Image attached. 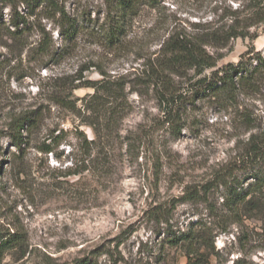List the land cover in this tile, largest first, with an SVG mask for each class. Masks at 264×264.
I'll return each mask as SVG.
<instances>
[{
    "label": "rangeland",
    "instance_id": "obj_1",
    "mask_svg": "<svg viewBox=\"0 0 264 264\" xmlns=\"http://www.w3.org/2000/svg\"><path fill=\"white\" fill-rule=\"evenodd\" d=\"M22 1L0 0V235H18L26 253L23 257L18 248L8 250L1 264H185L180 252L169 247L171 257L161 262L163 226L148 212L167 205L176 233L188 231L199 220L209 221L204 204L182 200L185 188L207 183L219 166L242 152L252 133L264 130V82L259 92L237 101L253 121V130L236 105L223 106L210 94L191 99L176 127L169 128L162 123L153 89L142 81L130 84L141 94L127 90L132 110L121 122L122 138L110 142L100 172L93 166L96 174L81 177L69 176L84 158V139L77 135L79 122L74 124L72 116L61 126L67 134L55 154L38 150L46 134L68 116L46 100L42 89L47 92L54 76L87 67L84 75L93 81L102 78L101 72L139 74L175 28L191 31L193 25L216 22L225 8L236 9L243 0H159L158 8L141 12L119 48L90 36L103 22V1L71 0L65 6L80 21L81 34L61 58L36 53L43 30L52 37L53 49L62 45L47 5ZM16 13L29 28L20 44L7 36ZM259 32L256 41L239 39L226 50H212L219 58L217 68L240 63L253 68L254 56L264 58L263 26ZM134 79L131 75L128 81ZM91 93L81 89L75 97ZM40 105L47 108L44 128L22 153L12 145L8 125L13 116ZM80 130L88 140L93 138L89 128ZM262 225L251 221L242 229L234 225L227 234L219 232L214 241L219 262L264 264Z\"/></svg>",
    "mask_w": 264,
    "mask_h": 264
},
{
    "label": "trees",
    "instance_id": "obj_2",
    "mask_svg": "<svg viewBox=\"0 0 264 264\" xmlns=\"http://www.w3.org/2000/svg\"><path fill=\"white\" fill-rule=\"evenodd\" d=\"M37 1L46 4L52 13L62 45L53 49L52 37L43 30L36 53L43 57L61 58L78 42L80 21L67 11L65 4L71 0H23L22 3L30 6ZM102 1L105 6L103 22L92 30L90 36L111 48H119L144 9H156L160 5L159 0ZM239 4L236 9L231 6L225 8L216 22L193 25L191 31L175 28L165 37L159 54L142 64L139 74L113 76L101 72L102 78L93 81L84 75L89 70L87 67L73 75L50 78L47 92L42 89L46 100L68 116L46 134L45 142L38 147L39 152L55 154L67 134L61 126L72 116L74 124L79 122L75 127L77 135L84 139V158L69 176L94 175L93 166L100 172L105 165L101 157L107 160L110 142L122 138L121 122L132 110L127 90L140 95L141 92L130 85L139 81H142L141 85L153 89L164 126L176 127L183 107L191 99L210 94L223 106L236 105L239 116L253 130V121L245 110L239 109L237 101L241 95L251 96L259 92L264 82V58L254 56L253 68L244 63L217 68L219 58L211 52L226 50L239 39L253 42L260 37L259 28L264 27V0H243ZM10 27L7 36L22 43L29 30L27 20L16 13ZM131 75H135L134 81H128ZM81 89H89L92 93L76 98L75 92ZM46 109L40 105L11 118L7 134L12 145L22 153L24 147L32 142V136L42 132ZM81 127L91 130V140L80 130ZM182 200L204 204L209 221L199 220L188 231L176 233L171 224L172 211L167 205L159 204L151 209L148 216L163 226L162 234L165 235L161 242V262H168L171 257L172 254L166 250L169 247L180 252L186 260L185 264H224L219 262V252L214 245L219 232L227 234L234 225L242 229L251 221L264 224V130L252 133L242 152L219 166L207 183L198 187L187 186ZM219 200L222 203L219 204ZM24 246L16 234L0 235V264L8 250L18 248L23 252ZM176 261L180 264L179 260Z\"/></svg>",
    "mask_w": 264,
    "mask_h": 264
}]
</instances>
